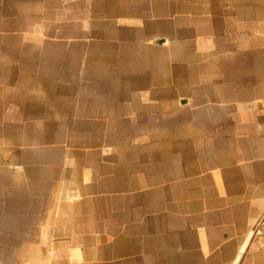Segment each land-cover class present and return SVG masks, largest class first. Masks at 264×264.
Wrapping results in <instances>:
<instances>
[{"label": "crops", "instance_id": "0c3cea01", "mask_svg": "<svg viewBox=\"0 0 264 264\" xmlns=\"http://www.w3.org/2000/svg\"><path fill=\"white\" fill-rule=\"evenodd\" d=\"M0 264H264V0H0Z\"/></svg>", "mask_w": 264, "mask_h": 264}]
</instances>
